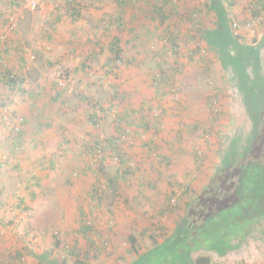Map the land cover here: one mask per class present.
Returning a JSON list of instances; mask_svg holds the SVG:
<instances>
[{"label":"rangeland","instance_id":"374dc122","mask_svg":"<svg viewBox=\"0 0 264 264\" xmlns=\"http://www.w3.org/2000/svg\"><path fill=\"white\" fill-rule=\"evenodd\" d=\"M232 1V15L244 22L242 42L258 44L256 41L264 38V20L260 22L264 10L262 17L252 20V3L256 0ZM80 2L75 3L79 15L74 18L71 14L75 7L68 0H46L34 11L24 0H0V68L28 74L23 83L25 89L42 93L33 100L28 94L7 92L0 85L3 264H135L141 254L164 242L166 232L172 231L186 213V202L208 192V183L215 174L223 190L229 192L231 186H236L242 169L236 163L234 171L226 172L231 166L225 157L235 147L246 145L254 126L245 95L249 93L251 103L264 110L262 87L254 93H242L233 62L229 60L225 65L220 59L222 51L210 49L201 32L193 29L191 12H197V18L206 26L217 20L209 0H170L168 6L175 16L163 24L151 14L158 0H132L122 13L114 0ZM116 32L123 39L124 62L109 73L108 44ZM162 32L171 36L169 42L160 39ZM260 45V80L264 82V42ZM21 56L26 58L25 63ZM245 74L248 82L257 79L253 67H248ZM157 76H167L168 80L155 84ZM102 77L104 80L99 81ZM117 95L119 98L114 99ZM89 99L98 100L106 109H97V126L89 119L93 110ZM111 104H118L119 108L110 107ZM142 105L145 110L136 116L147 115L159 131L151 129L138 135L140 128L133 126L131 141L121 146L125 163L106 154L104 182L117 174L123 164L129 166L131 175L120 181L116 195L109 189L103 194L95 212L99 245L90 246L76 231L79 207L94 205L87 196L95 181L92 173L81 177L76 174L84 165L81 152L89 137L97 135L104 140L117 135L118 109H141ZM150 106L162 112L165 109L160 125L154 118L159 110L152 112ZM21 117L28 118L25 138L21 147H14L13 132ZM260 117L263 122L264 113ZM261 125L264 132V122ZM148 141L152 147H148ZM261 145L259 142L257 147ZM155 152L168 155L170 161L157 159ZM203 154L204 159L197 161V155ZM225 162L226 170L221 168ZM32 177L33 181L39 178L40 185H31L25 192L27 179ZM153 183L156 187L148 189L146 184ZM188 187L191 194H184L179 207H172L173 211L163 216L167 196L176 192L174 204ZM33 191L37 193L34 200L28 197ZM24 196L27 203L16 207ZM251 200L256 208L258 198ZM196 210L195 203L185 217L197 219V214H193ZM251 213L256 214V210ZM145 227L149 231L143 235ZM133 236L136 251L132 249ZM244 237L234 240V250L224 255L204 249L193 255L209 253L213 264H264V219L250 226ZM76 242L81 250L77 257L66 251ZM17 252L21 254L20 263L13 260Z\"/></svg>","mask_w":264,"mask_h":264},{"label":"trees","instance_id":"16d2710c","mask_svg":"<svg viewBox=\"0 0 264 264\" xmlns=\"http://www.w3.org/2000/svg\"><path fill=\"white\" fill-rule=\"evenodd\" d=\"M16 3L18 0H13ZM121 7L119 10L124 11L126 5L128 6L129 2L132 0H114ZM156 5H153V12H151L153 18H157L160 24L167 23L173 16H175V12L173 8H169L168 3L170 0H158ZM70 4H72L75 8H73L72 17H78L79 15V7L77 8L76 2L80 4V0H68ZM172 2V1H171ZM170 2V3H171ZM232 0H209L210 10L214 11L217 15V20L211 21L209 25L206 26L202 19L197 18V12H191V19L193 22V29L196 32H201V38L205 39L208 43V47L214 51H222L220 59L225 64L229 60L233 62L236 70V76L239 78V85L241 86L242 93H246L250 90L252 93L255 92L256 89L262 87V92H264V82L260 80L263 74L261 71V57L259 58L258 54H260V43L264 42V38H259L255 44L253 43H244L242 42L244 39L242 37V29L244 22L242 20H236L234 15H232ZM253 8H255L252 20H257L262 17V11L264 10V0H256L252 3ZM78 11V14H75V11ZM120 13V14H121ZM150 14V15H151ZM194 15V16H193ZM119 18L118 20H121ZM251 20V21H252ZM263 19L260 20L262 22ZM167 25V24H166ZM168 26V25H167ZM166 26V27H167ZM120 28V27H119ZM110 29H112L110 27ZM108 31V30H106ZM110 33V32H109ZM199 34V33H198ZM193 37H195L193 35ZM161 40L171 39V36L168 34L165 35L164 32L160 35ZM108 50L111 55L108 61L109 73L114 72L117 67H119L124 62V47H123V39L119 32L110 36ZM224 56V57H223ZM225 56H228L225 57ZM21 62L26 61L24 56H21ZM202 60L205 61V58ZM23 64V63H22ZM1 65V62H0ZM226 65V64H225ZM86 67V64L84 65ZM248 67H253V72L256 75L257 79L254 78V81L247 80L246 70ZM22 68H25V64ZM0 85L7 90V92L13 93L18 91L21 94H28L33 100H36L38 96L42 93L37 90H26L23 86L25 79L28 74H24L21 71H13V70H4L2 67L0 68ZM163 79V82L168 80L167 76H157L155 81L158 84ZM104 78H100L99 81H103ZM117 90V88H116ZM62 91L57 93V97L59 98L62 95ZM118 93V92H117ZM160 95V93H158ZM119 95V94H118ZM115 96L114 99H118L119 96ZM247 96H251L247 93ZM245 95V103L247 106V110L251 114L253 118V129L248 135V140L246 145L243 148L235 147V151H230L225 157L226 161L229 164L228 170H226V162L223 164L221 168L224 167L226 172L234 171L236 169V163L242 169L241 179L236 183V186L230 188L229 192L226 189L220 188L221 181L215 174V176L209 181L208 189L205 193H199L194 198L192 197L189 201L186 202L187 208L185 209V214L188 215L190 211L193 209V206L196 203L198 211L196 210L193 214H197V219L193 220V218H187L181 216L173 228L172 231L166 232L167 235L164 236V242L157 243L154 247L150 248L146 253L140 255V258L135 262V264H213L214 259L213 256L209 253L199 254L194 256V251L199 249L209 250L211 252H216L219 255H224L228 250H234L236 239L245 238L248 233L250 226L255 225L260 219H264V195L262 196V192H264V132L261 131L263 122L260 117V113H264V110L257 109L256 105L251 103V100ZM123 99V97H122ZM118 102L121 105V100ZM89 103L91 104L92 111L89 113V119L92 121L94 125L99 124L100 117L97 115V109L102 111H106L103 107L102 103L98 100L89 99ZM6 103L2 104L3 107ZM119 108L118 104H111L110 107ZM149 107V106H148ZM135 109V110H134ZM126 108L124 110L118 109L117 111V135L105 138L104 140L95 135L94 138L89 137L85 143V146L81 152V157L83 159L84 165L81 166L79 170H76V174L78 177L86 174V172L92 173L95 181L92 184V187L87 190V196L91 201V205L94 202L93 206L90 208H85V204H82L79 207V217L77 219L79 223V228L76 230L79 234H81L86 241H88L90 246L99 245L96 240L99 237V231L97 230V216H95V212L97 207L101 205V199L103 194L107 189H109L113 195L118 193V188H120V181H124L128 176L131 175V170L129 166H123L119 168V172L114 176H109L108 181H103V172L106 161V154L112 156V158H117L119 161L125 163V158L122 156V145L124 143L130 142V138L133 137L134 131L131 132L133 126L140 128L138 130V135L144 134L146 131H150L151 129H155L156 133L159 131V126L149 121L147 115L143 114L140 117L136 115L145 110L144 105L141 106V109L137 108ZM152 112L159 110V114L154 118L156 123L160 125L159 122L162 121V116L166 113L165 109L163 112L162 109L158 107L148 108ZM218 114H221L220 112ZM1 121V120H0ZM28 121L27 117H21V121L14 128L16 129L13 132V146L21 147V143L25 138L24 125ZM127 127H126V126ZM196 127V125H195ZM130 128V131L126 132V130ZM198 128V127H197ZM134 130V129H133ZM125 137V138H124ZM128 137V138H127ZM130 137V138H129ZM261 142L262 145L257 147V144ZM234 145V144H233ZM152 143L148 141V147H152ZM155 157L157 159H162L164 161L169 162L170 158L168 155L160 154L155 152ZM200 157V159H198ZM203 155H197V161L201 162L204 158ZM250 157L255 158L256 160H250ZM90 159V160H89ZM241 162V164H240ZM246 162V163H245ZM18 163V162H17ZM54 166L55 162H51ZM2 166L3 164L0 163ZM242 165V166H241ZM54 166H51L54 168ZM15 168L19 169V164H16ZM223 169V170H224ZM224 170V171H225ZM223 171V172H224ZM38 181H33L32 178L27 179V183L25 184V192L26 190H30L31 185H40V179L37 178ZM220 184V185H219ZM145 186V185H144ZM148 189H154L156 184L148 186ZM190 187L187 188L185 193H182L179 198H177V202L173 203V198L176 195V192L173 191L166 198L167 205L162 208V215H166V213L173 211V208L179 207V203L184 197V194H191ZM216 191V192H215ZM204 194V195H203ZM37 193L32 192L28 197L33 199L36 197ZM200 197V201L197 204V199ZM258 198L259 203L258 206H254L251 199ZM27 197L24 196L20 199L19 204L16 207L21 208L23 204L27 203ZM249 200V201H248ZM248 202H252L248 204ZM173 205V206H172ZM29 204L26 205L28 209ZM256 210V214H252ZM97 213V212H96ZM111 214V213H110ZM206 225L208 226L207 228ZM114 225L110 226V229L113 230ZM164 230L168 231L166 226H163ZM149 228L145 227L143 230V235L148 234ZM0 251L2 249L3 236L0 231ZM153 238V237H151ZM156 238V237H155ZM133 242L132 249L136 251L135 242L136 238L133 236L131 238ZM57 244H60V241H56ZM102 245H107L106 241H101ZM66 250V249H65ZM66 251H69V255L79 256L81 250H79V245L76 242L73 248H68ZM18 255V256H17ZM16 257H13V260H17L20 263L21 254L17 252ZM42 260L43 256H39ZM60 261V260H58ZM66 259H62V262L66 263ZM13 262V261H12ZM53 263H57L54 261ZM0 264L1 262L0 257Z\"/></svg>","mask_w":264,"mask_h":264},{"label":"built area","instance_id":"2783aa9c","mask_svg":"<svg viewBox=\"0 0 264 264\" xmlns=\"http://www.w3.org/2000/svg\"><path fill=\"white\" fill-rule=\"evenodd\" d=\"M24 1H25V3H26V6H27L30 10L34 11V10H36L38 7H40L41 4H42L43 2H45L46 0H24ZM9 29L12 30V29H13V26H10ZM158 114H159L158 111H156V112L154 113L155 116L158 115ZM128 131H130V129H127V130H126V132H128ZM124 138H125V137H124Z\"/></svg>","mask_w":264,"mask_h":264}]
</instances>
